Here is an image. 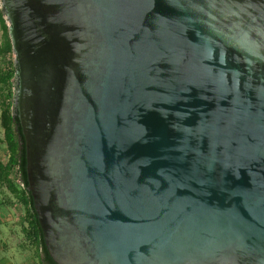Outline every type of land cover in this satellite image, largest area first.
Here are the masks:
<instances>
[{
	"label": "water",
	"instance_id": "95a60500",
	"mask_svg": "<svg viewBox=\"0 0 264 264\" xmlns=\"http://www.w3.org/2000/svg\"><path fill=\"white\" fill-rule=\"evenodd\" d=\"M0 1L56 264H264V0Z\"/></svg>",
	"mask_w": 264,
	"mask_h": 264
},
{
	"label": "trees",
	"instance_id": "16d2710c",
	"mask_svg": "<svg viewBox=\"0 0 264 264\" xmlns=\"http://www.w3.org/2000/svg\"><path fill=\"white\" fill-rule=\"evenodd\" d=\"M0 30L2 32L0 60H5L13 49L2 8H0ZM16 71L15 64L11 63L6 71L0 72L1 127L4 132V142L9 149L8 162L0 164V187L5 186L24 207L26 226L22 228V233L30 246L40 248V264H56L47 251L34 201L28 190L26 144L15 105ZM15 174H17V179Z\"/></svg>",
	"mask_w": 264,
	"mask_h": 264
},
{
	"label": "crops",
	"instance_id": "0c3cea01",
	"mask_svg": "<svg viewBox=\"0 0 264 264\" xmlns=\"http://www.w3.org/2000/svg\"><path fill=\"white\" fill-rule=\"evenodd\" d=\"M1 114L2 107L0 110V125ZM6 147L7 145L4 142L3 138V140L0 142V150L2 152H6ZM5 158H0V164H6L8 162L9 155L8 159ZM24 220V207L18 202V200L13 195H11V193L5 186L0 187V243L6 251H9L8 243L10 242L13 243V245L17 246V256L12 253L13 256L10 258L11 261L8 260L3 264H14L15 262V264H37L35 260L36 257L38 258V262L40 264V248L30 246L29 243L26 241L25 237H23L24 235L22 233V228L26 226V224L23 223ZM20 233H22V236L20 235ZM20 256L25 258L26 261L21 260ZM19 260H21V262H19Z\"/></svg>",
	"mask_w": 264,
	"mask_h": 264
},
{
	"label": "rangeland",
	"instance_id": "374dc122",
	"mask_svg": "<svg viewBox=\"0 0 264 264\" xmlns=\"http://www.w3.org/2000/svg\"><path fill=\"white\" fill-rule=\"evenodd\" d=\"M0 8H2V3H1V1H0ZM1 30H0V41H1ZM11 63H14L15 64V56H14V54L13 53H11V54H9L6 58H5V60L3 59V60H1L0 61V71L2 70V71H6L8 68H9V64H11ZM1 71V72H2ZM0 110H1V107H0ZM3 138H4V132H3V129H2V127H1V125H0V142L3 140ZM7 149V151L6 152H2L1 150H0V158L2 159V158H7L8 159V155H9V149H8V147H6ZM5 158V159H6ZM15 178L17 179V174H15ZM23 223H25L26 224V220H24L23 221ZM20 235L22 236V233H20ZM24 237V236H23ZM1 240H2V238H1ZM8 245H9V251H6V250H4V248H3V246L1 245V243H0V264H3V263H5L6 261H11V257L13 256V254L12 253H14L15 255L17 254V252H16V250H17V246L16 245H13V243H8ZM13 246H14V248H13ZM21 254V253H20ZM17 256V255H16ZM20 258H21V260H25V258H23L22 256H20ZM21 260H19V262H21ZM36 263L37 264H39V260H38V258L36 257ZM26 261V260H25ZM16 263V262H15ZM14 263V264H15Z\"/></svg>",
	"mask_w": 264,
	"mask_h": 264
},
{
	"label": "flooded vegetation",
	"instance_id": "af4514ba",
	"mask_svg": "<svg viewBox=\"0 0 264 264\" xmlns=\"http://www.w3.org/2000/svg\"><path fill=\"white\" fill-rule=\"evenodd\" d=\"M2 9H3V12H4V14H5L4 7H3V6H2ZM5 19L7 20L6 14H5ZM7 25H8V28H10V24H9L8 20H7ZM9 37H10V36H9ZM12 53L14 54L13 51H12ZM14 56H15V54H14ZM15 61H16V56H15ZM15 66H16V64H15ZM16 68H17V71H16V74H17V72H18V67L16 66ZM15 83H16V75H15ZM16 86H17V83H16ZM17 90H18V87H17V89H16V94H17ZM16 94H15V97H16Z\"/></svg>",
	"mask_w": 264,
	"mask_h": 264
}]
</instances>
